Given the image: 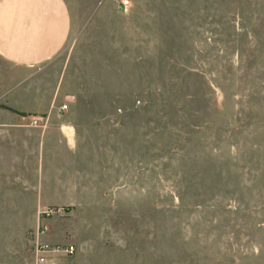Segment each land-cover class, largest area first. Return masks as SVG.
I'll return each mask as SVG.
<instances>
[{
    "label": "rangeland",
    "instance_id": "1",
    "mask_svg": "<svg viewBox=\"0 0 264 264\" xmlns=\"http://www.w3.org/2000/svg\"><path fill=\"white\" fill-rule=\"evenodd\" d=\"M64 2L53 59L0 58V264L44 226L73 264H264V0Z\"/></svg>",
    "mask_w": 264,
    "mask_h": 264
},
{
    "label": "crops",
    "instance_id": "2",
    "mask_svg": "<svg viewBox=\"0 0 264 264\" xmlns=\"http://www.w3.org/2000/svg\"><path fill=\"white\" fill-rule=\"evenodd\" d=\"M71 31L64 0H0V58L12 66L47 63L66 46Z\"/></svg>",
    "mask_w": 264,
    "mask_h": 264
},
{
    "label": "built area",
    "instance_id": "3",
    "mask_svg": "<svg viewBox=\"0 0 264 264\" xmlns=\"http://www.w3.org/2000/svg\"><path fill=\"white\" fill-rule=\"evenodd\" d=\"M130 4V0H120V6L126 9ZM67 104L60 106L59 111L67 110ZM46 216L49 213H45ZM46 232L44 226L37 234V240L33 246V264H73L76 254V248L72 243L68 244H49L39 240L40 235Z\"/></svg>",
    "mask_w": 264,
    "mask_h": 264
}]
</instances>
